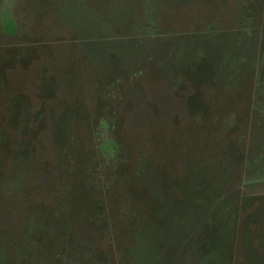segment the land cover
<instances>
[{"label":"rangeland","instance_id":"obj_1","mask_svg":"<svg viewBox=\"0 0 264 264\" xmlns=\"http://www.w3.org/2000/svg\"><path fill=\"white\" fill-rule=\"evenodd\" d=\"M0 264H264V0H0Z\"/></svg>","mask_w":264,"mask_h":264}]
</instances>
